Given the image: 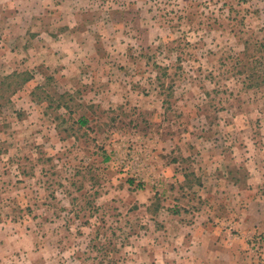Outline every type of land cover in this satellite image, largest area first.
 <instances>
[{
	"label": "rangeland",
	"instance_id": "1",
	"mask_svg": "<svg viewBox=\"0 0 264 264\" xmlns=\"http://www.w3.org/2000/svg\"><path fill=\"white\" fill-rule=\"evenodd\" d=\"M263 56L264 0H0V264H264Z\"/></svg>",
	"mask_w": 264,
	"mask_h": 264
},
{
	"label": "crops",
	"instance_id": "2",
	"mask_svg": "<svg viewBox=\"0 0 264 264\" xmlns=\"http://www.w3.org/2000/svg\"><path fill=\"white\" fill-rule=\"evenodd\" d=\"M190 231V230H189ZM203 233H204V231L203 232H201V234H200V237L201 238H198V240H199V242L200 241H202L203 240ZM189 239H194L193 237H189ZM191 242H194V241H191ZM192 244V243H191ZM196 246V245H195ZM194 246V247H195ZM202 248V249H201ZM196 249V248H195ZM195 249H193V250H195ZM204 249V245H203V243L202 244H200V243H197V250H203ZM201 262H204V259H199ZM198 259H197V256L195 255V257H190V259H189V264H200V261H199Z\"/></svg>",
	"mask_w": 264,
	"mask_h": 264
},
{
	"label": "trees",
	"instance_id": "3",
	"mask_svg": "<svg viewBox=\"0 0 264 264\" xmlns=\"http://www.w3.org/2000/svg\"><path fill=\"white\" fill-rule=\"evenodd\" d=\"M260 59H261V58H260ZM262 62H264V56H263V61H262ZM262 62H261V63H262Z\"/></svg>",
	"mask_w": 264,
	"mask_h": 264
}]
</instances>
